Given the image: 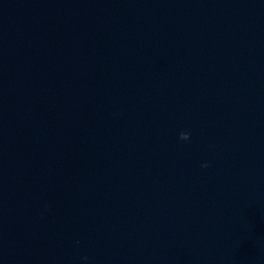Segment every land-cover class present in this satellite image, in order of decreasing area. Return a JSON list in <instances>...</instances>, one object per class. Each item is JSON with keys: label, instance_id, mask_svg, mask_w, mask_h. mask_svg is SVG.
Masks as SVG:
<instances>
[{"label": "clouds", "instance_id": "9594fccd", "mask_svg": "<svg viewBox=\"0 0 264 264\" xmlns=\"http://www.w3.org/2000/svg\"><path fill=\"white\" fill-rule=\"evenodd\" d=\"M178 138H179L180 141L190 142V140H191V132L190 131H180L179 135H178ZM201 166L204 167V168L209 167V165L207 163L202 164ZM83 259L86 261L88 258L84 257Z\"/></svg>", "mask_w": 264, "mask_h": 264}]
</instances>
